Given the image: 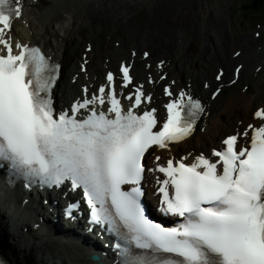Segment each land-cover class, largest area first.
<instances>
[{"label": "snow or ice", "instance_id": "1", "mask_svg": "<svg viewBox=\"0 0 264 264\" xmlns=\"http://www.w3.org/2000/svg\"><path fill=\"white\" fill-rule=\"evenodd\" d=\"M12 4L0 0V46L5 50L0 55V170L10 177L6 184L67 183L82 191L89 223L114 238L115 264H264V124H248L243 133L228 135L219 149L196 155L191 163L186 157L162 162L155 155L149 167L144 163L148 153L193 134L204 113L201 101L181 90L164 105L166 117L159 123L154 108L134 111L143 96L139 88L134 101L131 93L124 97L131 106L123 110L108 73L107 90L101 85L99 95H85L56 111L51 90L59 65L27 43L17 41L13 52L11 37L3 35L11 17L21 15L19 0ZM120 72L127 87L129 67L121 64ZM164 94L172 96L167 85ZM97 103L101 109L107 104V111H97ZM254 116L264 119V109ZM249 130L248 146L238 147V138ZM146 173L154 177L158 211L175 218L174 226L145 214ZM74 207L69 205L66 215Z\"/></svg>", "mask_w": 264, "mask_h": 264}, {"label": "bare ground", "instance_id": "2", "mask_svg": "<svg viewBox=\"0 0 264 264\" xmlns=\"http://www.w3.org/2000/svg\"><path fill=\"white\" fill-rule=\"evenodd\" d=\"M21 1H25L27 5L26 13H29L30 8L34 10V17L38 21L48 17L53 7L60 6L57 3L59 0L53 3L49 0L48 7H45L46 0L43 6H40L43 0ZM143 1L151 6L154 5L151 3L155 2L167 7L169 11L167 21L173 24L169 23L164 27L162 22H159L157 28H147L148 25L153 26L151 18L147 17L145 22L139 20L133 25V15L137 14L135 6ZM78 2L79 6L74 9L69 4L63 6V11L70 15L71 25L62 26L54 31L56 35L51 34L54 26L50 21L44 25L41 33L35 29L31 35H18L23 41L29 39L30 43L40 44L55 61L61 64L60 76L52 95L55 106L69 105L72 99L79 95V85L83 82L87 83V94H89L94 86L97 87L96 81L105 83L103 76L106 70L116 71L120 61L125 60L132 63L134 83L143 85L146 92L152 93L154 105L158 106L161 102L158 94L162 85L171 80L176 82L173 93L179 87H186L190 93L205 102V112L198 120L194 134L181 144L180 150H191L194 155L197 152L210 154L213 147L220 146V139L228 127L232 132V129H245V125L252 120L262 124V120L251 118V112L255 106L264 103V43L260 49H250L248 41L252 39L249 37L243 39V42L246 41V46L241 48V52L235 58H232L231 53L218 50L219 44L214 40L212 42L213 36L206 31V27H202L203 19L200 17L202 8L200 1L197 0H172V2L171 0H78ZM185 9H192L191 21L188 17L179 15ZM29 21L31 23L32 19ZM14 27L17 28V24ZM23 30L27 32L28 29L23 28ZM61 30L62 32H59ZM12 35L15 37L17 34L12 32ZM224 38L226 43L229 40L238 42L236 38L232 40L226 34ZM115 41H119L118 46L114 45ZM87 44L91 45V50L87 54L89 62L86 65L89 80L86 81L85 75L80 73L76 82H71V75L78 71L81 53ZM131 50L135 51L134 57L131 55ZM142 50H148L149 55L145 59L141 57ZM163 59L165 62L162 68L168 75L165 80H159L158 76L161 72L158 74V67ZM253 61L256 66L261 65V68L256 74L251 72L252 76L247 81L251 87L249 85L245 90L240 79L244 69ZM237 63L243 64L239 78L229 85L233 67ZM218 67L224 69L220 82L214 80ZM149 78H154V82L150 85L147 82ZM216 88L221 91L216 97H212L211 94ZM82 95L83 93L78 97ZM169 149L170 151L166 150L160 154L165 157L180 154L175 146ZM150 182L149 179L145 180L148 190H151ZM21 191L22 189L15 185L11 190L0 192V256L8 264H96L87 258L86 247L70 239L75 238L78 241L77 237L83 238L75 227L65 225H70V222L52 223L53 217L48 212L49 204L56 214L53 200L58 199L62 191H50L45 197L48 199L47 205L42 204L44 197H41L39 207L32 199L23 208L21 201L27 195L21 198ZM71 196L75 198V195ZM3 200H8V205ZM12 203H16V209L21 208L22 211L14 215L10 213L8 206ZM40 216L49 218V222L47 224L42 222L38 229L34 228L33 224L40 222ZM56 217L61 218L59 211ZM8 236L13 242L8 243ZM88 238L91 239L89 236ZM87 247L90 251V242L87 243ZM101 251L100 247L96 250L97 253Z\"/></svg>", "mask_w": 264, "mask_h": 264}, {"label": "rangeland", "instance_id": "3", "mask_svg": "<svg viewBox=\"0 0 264 264\" xmlns=\"http://www.w3.org/2000/svg\"><path fill=\"white\" fill-rule=\"evenodd\" d=\"M57 1L58 0H52V3ZM197 1H200V7L202 8V13L200 14L201 19H203L202 27H206V31L213 36L212 42L214 40L216 44L220 45V46L218 45L219 48L218 50L220 51L224 50V53L225 51L227 53H231L236 48L245 47L246 41L243 42V39H247L248 37H250L254 30H259L256 26L257 21L260 22L263 31H261L260 37H258L257 39L256 38L252 39V41H249L250 49L252 48L258 49V47L261 46V43L264 42L262 40V36L264 35V12L262 11L261 12L259 11L258 13L252 12V11H248V9H246L245 7H242V4H244V2L248 0H197ZM44 2L45 0H43L42 5L40 6H43ZM48 2L49 0H46L45 7H48L47 6L49 5ZM57 3L60 4L59 8L53 7L51 11L48 13V17H43L40 21H38L36 17H34L35 16L34 10L32 11L31 8L29 9V13L25 12V10L27 9V5H26L24 9V15L22 19L19 21V24L23 26V28L28 29L27 32L23 30V33L27 35H31L32 32H35V29L39 33H41L44 25L49 21L50 24L53 23L52 26H54V28L52 29L50 25V29H52L51 31L52 36L56 35L54 31L59 30V28H61L62 26L64 27L66 25L70 26L71 25L70 15L65 11H63V6L65 4H69L71 8L73 9L77 8L79 6L78 0H59V2ZM57 3L56 6L58 5ZM151 4H154L155 6L154 5L151 6L149 3L147 4L145 1L139 4L137 3V5L135 6V9L137 10V14L133 15V20H132L133 25L137 24L139 20L145 22L146 19L148 18H151V23L153 26L151 27L150 25H148L147 28L155 29L157 28L159 22H162V26L164 27H167L169 23L173 24V22L167 21V18L169 17V11L168 9H166L167 7H165L164 5H158L155 2ZM196 8L198 9V6ZM179 15L182 17H188L190 21L193 19L192 9H185ZM31 19H32L31 22L32 25H30L29 28L28 21ZM59 32H62V30ZM225 34L228 37L230 36L232 40L236 38L238 42H233L229 40V42L226 43L224 38ZM254 63L255 62L253 61V63H250V65L244 69L242 75V82L246 83L249 80V78L252 76L251 72L254 69L255 66ZM6 205H7V201H6ZM13 209L14 207L11 206L9 209L10 213L13 212ZM7 241L8 243H11L13 242V239L8 236Z\"/></svg>", "mask_w": 264, "mask_h": 264}, {"label": "trees", "instance_id": "4", "mask_svg": "<svg viewBox=\"0 0 264 264\" xmlns=\"http://www.w3.org/2000/svg\"><path fill=\"white\" fill-rule=\"evenodd\" d=\"M242 7L255 11H264V0H248L242 4Z\"/></svg>", "mask_w": 264, "mask_h": 264}]
</instances>
